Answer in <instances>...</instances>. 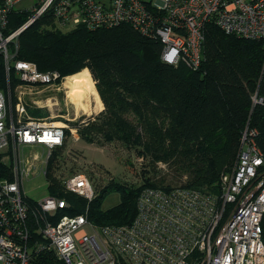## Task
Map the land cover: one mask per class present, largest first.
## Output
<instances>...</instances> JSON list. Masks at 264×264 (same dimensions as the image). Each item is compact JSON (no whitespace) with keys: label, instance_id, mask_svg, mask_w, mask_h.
I'll list each match as a JSON object with an SVG mask.
<instances>
[{"label":"built area","instance_id":"built-area-1","mask_svg":"<svg viewBox=\"0 0 264 264\" xmlns=\"http://www.w3.org/2000/svg\"><path fill=\"white\" fill-rule=\"evenodd\" d=\"M24 1L0 0V49L7 70L14 67L27 86L53 85L60 74L42 73L34 63L16 60L5 43L49 9L64 29L129 24L162 42L165 63L184 62L195 70L202 64L206 26L213 20L227 34L264 40V0H39L26 24L4 37L9 14ZM253 102L263 104L264 98L256 95ZM67 127L28 115L23 91L13 106L0 91V155L11 170V179H0V264H33L42 249L54 251L61 264H264V176L259 174L263 160L256 130L243 135L238 160L231 174H224L227 181L222 178L220 196L184 187L146 189L131 225L98 228L87 213L60 216L70 208L64 198L50 195L35 202L23 190L36 172L47 174L52 151L44 158L37 148L62 147ZM23 148L33 149L31 161L21 156ZM62 184L67 193L89 202L95 197L84 174L71 175ZM33 231L45 244L31 237Z\"/></svg>","mask_w":264,"mask_h":264},{"label":"trees","instance_id":"trees-1","mask_svg":"<svg viewBox=\"0 0 264 264\" xmlns=\"http://www.w3.org/2000/svg\"><path fill=\"white\" fill-rule=\"evenodd\" d=\"M31 16L30 9L11 12L4 37L25 25ZM18 41V49L14 43L8 46L14 58L34 63L42 73L58 72V82L89 69L105 109L79 129L83 140L120 141L126 149H140L139 154L151 156L153 161H167L176 174L188 177L182 185L155 181L144 188L115 182L102 192L95 191L90 202L68 193L62 198L70 208L60 216L86 214L87 204L88 217L98 228L127 226L137 216L144 189L169 192L184 187L209 193L201 186L218 182L248 122L250 130L258 131L255 138L264 155V103L252 104L258 82L259 95L264 94L263 39L227 34L213 20L206 26L202 64L195 70L184 62L165 63L161 59L162 42L141 35L129 24L95 30L85 26L64 29L49 9L20 34ZM21 84L14 67L7 70L0 51V91L5 96L9 92L16 100V89ZM30 113L43 117L38 110ZM62 147L54 150L47 165L46 177L53 196L63 192L54 173ZM3 178L11 179V170L0 155ZM111 192L120 193V202L104 210L103 201ZM262 227L264 240V219ZM31 237L45 244L36 232H31ZM40 251L33 264H61L54 251Z\"/></svg>","mask_w":264,"mask_h":264},{"label":"rangeland","instance_id":"rangeland-1","mask_svg":"<svg viewBox=\"0 0 264 264\" xmlns=\"http://www.w3.org/2000/svg\"><path fill=\"white\" fill-rule=\"evenodd\" d=\"M38 1L39 0H25L19 6V8L28 10L32 8L34 5H36ZM28 27L29 25L26 26L25 28L27 29ZM9 36H11V34ZM18 37L15 40H11V42H7V44L5 43V45H7L8 47L10 44L15 43L14 45L18 46L19 48ZM0 45L3 44L0 43ZM1 47L2 46H0V48ZM0 51L2 52L1 49ZM66 79L67 77L60 80V82H58L57 80L56 83L53 85L38 84V85L27 86L21 84L16 89L17 97L20 95V91H23L24 93V102L26 103V110L28 115L32 116L30 112L34 110H38L43 113V117L41 118H47L48 120L55 121L57 122V124L60 125L63 123L68 125L66 131L69 132V135H67L66 133L65 143L63 147L60 148V152H58L59 158L56 160V170L54 171L57 180L61 184L64 179L70 177L71 175L84 174L91 181L94 190L99 193L102 192V190L109 188L115 182L126 186L128 185L129 187H133V188H139V187L144 188L146 184L149 182L156 181V183L158 184V181H164L168 185L170 184L182 185L188 180L187 179L188 177L186 176L187 174L185 176H182V174H176L174 169L171 167V165L166 163L167 161L166 162L153 161L151 156L139 154L138 151L140 149L139 150L126 149V147H124L120 141L118 142L113 141L111 143L109 142L89 143L83 140L80 136L79 129L86 126L89 121L96 118L101 112H103L105 107L102 101H101L102 105H100L99 103L97 104L96 100L82 101L81 106H77L74 103H72L71 99L68 97V93H67L68 90L65 87V82H67ZM93 82L97 90L96 81L94 79ZM259 85L260 84L258 82L257 88L253 92L252 104H254L253 98L256 95H259L258 92ZM263 87H264V83H263ZM260 95L259 97L264 98V94H260ZM7 97L8 99L10 98L11 105L13 106V103H15L13 96L11 97L10 93L8 92ZM250 129L251 128L248 122V124L241 133L239 145L237 146L236 150L232 151L231 154L232 160L220 172L219 175L220 177L218 182H216L215 184L212 183L213 185L201 186L202 190L209 193H203L201 191L199 192L208 195L210 197H218L221 195L222 178L224 182L227 181L225 180L226 176L224 174L227 173L229 175L231 174L233 167L235 166L238 160V156L242 146L243 135L245 134L246 130L251 131ZM254 130L256 129H253V131ZM255 142H256V138H255ZM55 149L56 148H54L53 150L37 148V151L42 153V155H44V158H46L49 157L51 151L53 154ZM259 150L262 154V160H263V164L259 168V174L264 176V171H263L264 155L260 148ZM33 153H34L33 149L30 150L26 148H23L20 152L21 156H29L28 159L29 161L32 160ZM38 166H40V164ZM36 173L38 174L25 180L23 190L25 196H27L30 200L39 202L44 198L50 196L51 191L49 190L50 184L47 180L46 175L41 172H36ZM177 180H180V182H177ZM166 184L163 185L166 186ZM62 186L64 185L62 184ZM224 189L225 188H223L222 190L223 192ZM145 190L146 189H144L143 191ZM157 190H162V189H157ZM161 193L163 196V191H161ZM56 194L57 196H61V197L69 195L64 188L62 193L56 192ZM119 202H120V193L111 192V194L109 193V195L103 201L102 208L104 210L110 209L115 205H117ZM85 207H86L85 213H87L88 211L87 204ZM263 217L264 214L262 216V223L264 219ZM85 229L86 231L91 233V228L87 227ZM262 232H263V227H262ZM261 240L263 241L264 244L263 236Z\"/></svg>","mask_w":264,"mask_h":264},{"label":"bare ground","instance_id":"bare-ground-1","mask_svg":"<svg viewBox=\"0 0 264 264\" xmlns=\"http://www.w3.org/2000/svg\"><path fill=\"white\" fill-rule=\"evenodd\" d=\"M65 82L68 97L71 102L81 106L82 101L96 100L97 104L102 105L100 96L95 88L92 75L88 68L79 73L68 76Z\"/></svg>","mask_w":264,"mask_h":264},{"label":"crops","instance_id":"crops-1","mask_svg":"<svg viewBox=\"0 0 264 264\" xmlns=\"http://www.w3.org/2000/svg\"><path fill=\"white\" fill-rule=\"evenodd\" d=\"M259 97V95H257Z\"/></svg>","mask_w":264,"mask_h":264}]
</instances>
